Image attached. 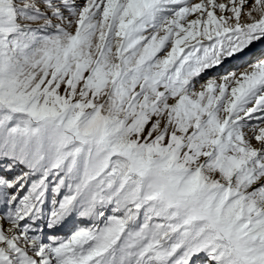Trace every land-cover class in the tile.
Returning <instances> with one entry per match:
<instances>
[{
    "label": "snow or ice",
    "instance_id": "1",
    "mask_svg": "<svg viewBox=\"0 0 264 264\" xmlns=\"http://www.w3.org/2000/svg\"><path fill=\"white\" fill-rule=\"evenodd\" d=\"M0 264H264V0H0Z\"/></svg>",
    "mask_w": 264,
    "mask_h": 264
}]
</instances>
